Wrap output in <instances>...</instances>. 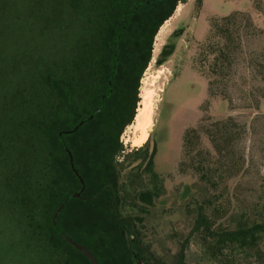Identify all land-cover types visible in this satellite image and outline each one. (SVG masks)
Segmentation results:
<instances>
[{
	"label": "trees",
	"instance_id": "trees-1",
	"mask_svg": "<svg viewBox=\"0 0 264 264\" xmlns=\"http://www.w3.org/2000/svg\"><path fill=\"white\" fill-rule=\"evenodd\" d=\"M18 2L0 0V37L13 34L21 16L28 22L23 33L29 35L0 41V188L12 208L37 217L36 239L53 249L60 264H91L52 222L64 201L82 188L66 145L86 187L80 198L68 201L58 228L87 247L99 264H153L155 255L138 228L148 218H124L116 207L128 197L149 213L166 195L163 173L156 169L159 145L149 153L148 141L124 156L128 163L139 161L124 184L115 162L124 152L121 134L136 115L157 32L185 0H43L30 14ZM227 31L224 23L218 36L225 39ZM182 34L176 30L169 36L157 66L169 61ZM215 53L219 80L232 51L217 43ZM194 135L195 129L186 132L184 160L177 166L205 184L204 195L189 200L186 209L191 219L194 208L190 236L215 264L264 258V212H232L228 185L213 179L207 157L202 158L210 155L194 150ZM223 135L216 124L215 139ZM210 190L212 197L205 194ZM190 196L186 186L180 201Z\"/></svg>",
	"mask_w": 264,
	"mask_h": 264
},
{
	"label": "rangeland",
	"instance_id": "rangeland-1",
	"mask_svg": "<svg viewBox=\"0 0 264 264\" xmlns=\"http://www.w3.org/2000/svg\"><path fill=\"white\" fill-rule=\"evenodd\" d=\"M41 2L19 0L16 5L25 11L29 9L26 13L30 14L38 8L34 3ZM20 18L14 31L11 30L13 34L0 37V41L22 39L28 22ZM224 23L228 31L222 39L218 33ZM176 30H183V34L177 40L175 52L159 67L157 58ZM217 43L232 51L219 80L214 75ZM138 98L134 120L120 137L124 152L117 157V163L122 165L125 175L139 161L128 163L124 156L132 155L148 141L149 153L156 142L159 145L156 169L163 173L166 195L150 209L144 225L138 226L145 244L155 255L153 264H215L199 242L194 241V235L190 236L194 208L191 219L186 209L191 200L204 195L205 184L198 174L179 172L184 160L183 139L191 129L198 132L192 137L194 150L210 155L202 158L207 157L213 179L228 185L230 193L225 186V195L231 199L233 213L264 212V0L180 3L157 32L153 58L140 81ZM166 101L175 104L171 116L168 108H164ZM163 108L165 118H160ZM138 113L146 119L142 123L147 139L136 146L135 142L142 137V131L135 126ZM216 124L224 128V135L218 139H215ZM161 129L168 140L160 149L165 141V136L163 139L160 136ZM186 186L191 188V196L182 202ZM205 194L212 197L215 191ZM9 199L0 188V264H60L53 249L36 239L37 217L15 210ZM240 264H264V258L242 260Z\"/></svg>",
	"mask_w": 264,
	"mask_h": 264
},
{
	"label": "water",
	"instance_id": "water-1",
	"mask_svg": "<svg viewBox=\"0 0 264 264\" xmlns=\"http://www.w3.org/2000/svg\"><path fill=\"white\" fill-rule=\"evenodd\" d=\"M92 118V117H90ZM83 124V122L81 123ZM78 128V127H77ZM68 132H63L62 134H65ZM65 150L69 156V160H70V165L71 168L74 172V174L76 175V177L79 179L82 188L80 191L71 194L65 201L64 203L58 208V210L56 211V213L53 216L52 222H53V226L54 228L65 238V240L71 244L74 248H76L79 252H81L89 261L91 264H99L98 260L94 257L93 253L84 245H81L79 243H77L76 241H74L73 239H71L70 237H68L64 232H62L58 226H57V220L59 215L61 214L62 210L64 209V207L66 206V204L68 203L69 200L74 199V198H80L84 189H85V181L83 179V177L81 176V174L78 172V170L76 169L75 163H74V158L73 155L71 153V151L67 148L66 145H64Z\"/></svg>",
	"mask_w": 264,
	"mask_h": 264
},
{
	"label": "flooded vegetation",
	"instance_id": "flooded-vegetation-1",
	"mask_svg": "<svg viewBox=\"0 0 264 264\" xmlns=\"http://www.w3.org/2000/svg\"><path fill=\"white\" fill-rule=\"evenodd\" d=\"M174 106H175V104L174 103H171V102H168V101H166L165 103H164V108H168V113H169V115L171 116V111L173 110V108H174ZM164 108H163V110H162V114H161V116H160V118H162V117H164L165 118V110H164ZM166 115H167V112H166ZM161 132V134H160V136L162 137V139L164 138V136H165V141L164 142H162L161 143V147H160V149L162 148V147H164V144L167 142V140H168V137L166 138V133L163 131V129H161L160 130ZM164 135V136H163ZM152 152V151H151ZM115 165H116V168H117V170L118 171H120L119 172V175H120V177H119V181H120V183L121 184H124V183H126L127 182V176L132 172V171H129L128 173H126L125 175H124V172L122 171V168H121V166L122 165H119L118 163H117V161L115 162ZM85 187H86V185H85ZM85 190V189H84ZM84 192V191H83ZM115 198H117V196L115 195ZM162 198V197H161ZM161 198H160V200H161ZM126 203V202H125ZM116 212H117V214H120L122 217H124V218H129V217H132V216H137V215H140V216H146V215H148L149 213H150V210H149V213H145V212H143V211H141L140 209H138V208H136V207H134L132 204H131V202L129 201V198L127 197V203L126 204H120V206H118V208L116 207Z\"/></svg>",
	"mask_w": 264,
	"mask_h": 264
},
{
	"label": "bare ground",
	"instance_id": "bare-ground-1",
	"mask_svg": "<svg viewBox=\"0 0 264 264\" xmlns=\"http://www.w3.org/2000/svg\"><path fill=\"white\" fill-rule=\"evenodd\" d=\"M138 119H139V121H138ZM136 120L138 121V123H136L137 125L135 124V126H137V130L142 131V137H140V139L135 142V145L137 146V145L144 143L147 139V136H146V130H145V126H144L145 124L142 123V122H145V120H146V119H144V115H140V113H138Z\"/></svg>",
	"mask_w": 264,
	"mask_h": 264
}]
</instances>
